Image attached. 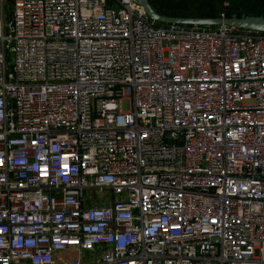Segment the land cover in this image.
<instances>
[{"label": "built area", "instance_id": "2783aa9c", "mask_svg": "<svg viewBox=\"0 0 264 264\" xmlns=\"http://www.w3.org/2000/svg\"><path fill=\"white\" fill-rule=\"evenodd\" d=\"M7 3L0 264H264V33Z\"/></svg>", "mask_w": 264, "mask_h": 264}, {"label": "trees", "instance_id": "16d2710c", "mask_svg": "<svg viewBox=\"0 0 264 264\" xmlns=\"http://www.w3.org/2000/svg\"><path fill=\"white\" fill-rule=\"evenodd\" d=\"M225 0H149L153 9L170 16H219L262 15L264 0H228L231 7H225ZM158 24H166L158 22Z\"/></svg>", "mask_w": 264, "mask_h": 264}, {"label": "water", "instance_id": "95a60500", "mask_svg": "<svg viewBox=\"0 0 264 264\" xmlns=\"http://www.w3.org/2000/svg\"><path fill=\"white\" fill-rule=\"evenodd\" d=\"M138 5L142 6L144 12L158 22L163 23H177L185 25H219L226 24L233 28L249 30L254 32L264 33V16L262 15H232L229 17L219 16H170L163 15L156 12L151 6L149 0H134ZM8 3H12L13 0H7Z\"/></svg>", "mask_w": 264, "mask_h": 264}, {"label": "rangeland", "instance_id": "374dc122", "mask_svg": "<svg viewBox=\"0 0 264 264\" xmlns=\"http://www.w3.org/2000/svg\"><path fill=\"white\" fill-rule=\"evenodd\" d=\"M223 5L225 6V7H231L230 6V3L228 2V0H225L224 2H223ZM10 10H11V4L10 3H7L6 4V6H5V11H4V14L6 15V16H8L9 14H10ZM263 13H264V3H263ZM93 192V194H94V198L96 199V200H101L100 202L98 201V202H96V201H92V202H90L89 204H94V203H98V204H101V203H104V202H106L107 200H108V197H110V193L106 190V191H104V192H97L96 190H93L92 191ZM86 254H88V251H86L85 252ZM85 254V255H86Z\"/></svg>", "mask_w": 264, "mask_h": 264}, {"label": "crops", "instance_id": "0c3cea01", "mask_svg": "<svg viewBox=\"0 0 264 264\" xmlns=\"http://www.w3.org/2000/svg\"><path fill=\"white\" fill-rule=\"evenodd\" d=\"M101 204H107L106 202H104V203H101Z\"/></svg>", "mask_w": 264, "mask_h": 264}]
</instances>
